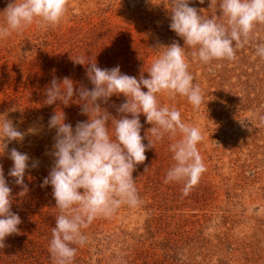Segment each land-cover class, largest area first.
Listing matches in <instances>:
<instances>
[{
    "label": "rangeland",
    "instance_id": "obj_1",
    "mask_svg": "<svg viewBox=\"0 0 264 264\" xmlns=\"http://www.w3.org/2000/svg\"><path fill=\"white\" fill-rule=\"evenodd\" d=\"M10 2L0 0V12ZM218 4L219 0H190L189 6L208 17L221 14ZM169 7V0H68L59 24L41 28L34 22L0 39V114H7L26 133L22 142L12 141L0 155L12 189L11 210L22 221L19 232L5 238L0 264H54L49 230L59 210L51 186L41 187L53 165L56 130L48 128V121L60 110L73 127L88 117L81 114L76 96L68 105H46L45 89L53 77H69L75 87L90 90L87 66L73 61L79 56L95 60L100 68L118 65L123 74L147 78L158 54L152 49L173 41L184 46L169 28ZM260 43L264 24H258L250 42L237 49L235 60L204 65L192 61L187 50L189 71L205 102L197 110L184 97L169 99L160 93L157 98L201 130L203 140L197 148L206 171L184 194L181 183H164L174 164L169 151L174 139L166 135L153 143L132 174L140 205H121L110 218H97L82 229L88 241L74 245L71 264H264V127L258 120L264 115V59L255 55ZM124 101L122 95H113L101 107L119 118L116 109ZM139 119L147 145L153 139L151 125L143 114ZM30 128L37 132L28 133ZM11 148L27 153L30 164L38 162L25 173L29 191L24 195L7 175ZM26 241L29 247L22 250Z\"/></svg>",
    "mask_w": 264,
    "mask_h": 264
},
{
    "label": "clouds",
    "instance_id": "obj_2",
    "mask_svg": "<svg viewBox=\"0 0 264 264\" xmlns=\"http://www.w3.org/2000/svg\"><path fill=\"white\" fill-rule=\"evenodd\" d=\"M189 4L190 0H169V28L182 38L184 46L173 41L150 48L158 54L146 71L147 78L123 74L118 65L100 68L95 60L79 56L73 61L87 66L90 90L83 85L75 87L69 77H53L45 89L46 105L56 101L68 105L76 96L81 114L88 117L73 127L65 123L66 115L60 110L48 121V128L56 130L51 150L53 165L41 187L51 186L59 210L49 241L54 264H71L76 255L74 245L87 243L82 229L93 220L110 218L121 205L133 208L140 205L132 174L136 165L146 160V150L166 135L174 139L169 145L174 164L167 170L164 183H181L183 193L187 194L206 171L197 148L203 140L201 130L183 121L176 107L161 105L157 94L166 93L169 99L184 97L198 110L205 102L204 94L189 71L187 50L191 49L192 61L204 65L214 60H235L237 49L250 42L258 24H264V0H219L221 14L208 17ZM67 6L68 0H12L0 12L4 17L0 39L34 22L41 28L57 25ZM255 55L264 59V43L255 46ZM113 95L125 97L116 109L119 118L101 107ZM140 114L151 125L148 132L153 139L147 145L142 142L145 137L141 136ZM258 120L259 126L264 127V115H259ZM36 132L35 128L28 129V133ZM25 135L7 114H0V155L9 143L22 142ZM7 156L12 161L7 175L22 188L20 195H24L29 191L25 173L30 167H38V162L33 160L30 164L29 155L16 148L8 150ZM11 192L0 165V249L6 246V237L19 232L18 225L22 222L11 210Z\"/></svg>",
    "mask_w": 264,
    "mask_h": 264
},
{
    "label": "trees",
    "instance_id": "obj_3",
    "mask_svg": "<svg viewBox=\"0 0 264 264\" xmlns=\"http://www.w3.org/2000/svg\"><path fill=\"white\" fill-rule=\"evenodd\" d=\"M51 230H52V229H51ZM51 230H49L50 233H51ZM25 243H26V244H25V247H24V248L22 247V250H26L28 244H30V242H27V241H26ZM28 247H29V246H28Z\"/></svg>",
    "mask_w": 264,
    "mask_h": 264
}]
</instances>
